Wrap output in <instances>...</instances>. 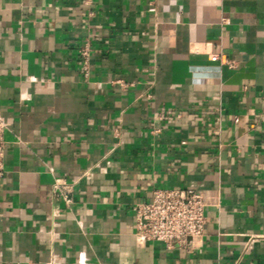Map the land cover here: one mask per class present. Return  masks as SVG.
<instances>
[{"label":"crops","instance_id":"0c3cea01","mask_svg":"<svg viewBox=\"0 0 264 264\" xmlns=\"http://www.w3.org/2000/svg\"><path fill=\"white\" fill-rule=\"evenodd\" d=\"M0 118V264H264V0H0ZM156 188L188 248L137 240Z\"/></svg>","mask_w":264,"mask_h":264},{"label":"built area","instance_id":"2783aa9c","mask_svg":"<svg viewBox=\"0 0 264 264\" xmlns=\"http://www.w3.org/2000/svg\"><path fill=\"white\" fill-rule=\"evenodd\" d=\"M90 0H85L88 4ZM81 68L86 78L90 75L91 44L79 47ZM217 59V58H216ZM121 86L127 85L118 81ZM5 122L0 118V185L5 175ZM57 196L70 202L72 188L63 179L56 180ZM137 218L136 237L140 243L158 241L167 247L177 245L188 248L192 240L203 235L207 217L202 192L192 188H156L148 202L135 206Z\"/></svg>","mask_w":264,"mask_h":264}]
</instances>
